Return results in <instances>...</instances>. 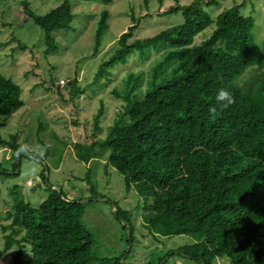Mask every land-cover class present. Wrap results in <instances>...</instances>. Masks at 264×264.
I'll return each instance as SVG.
<instances>
[{
    "label": "trees",
    "instance_id": "16d2710c",
    "mask_svg": "<svg viewBox=\"0 0 264 264\" xmlns=\"http://www.w3.org/2000/svg\"><path fill=\"white\" fill-rule=\"evenodd\" d=\"M85 1L109 6L116 0ZM217 1L171 6L165 14L181 12L177 25L132 42L137 19L131 15L133 24L118 39L112 57L99 67L95 82L137 52L162 46L163 58L153 68L144 93L142 75H131L122 95L114 91L126 106L105 139L74 145L80 162L89 164L107 155L127 190L133 188L144 200L152 199L143 216L152 239H193L148 264H167L172 255L197 264L224 258L230 264H264V52L254 39L255 19L241 14L242 5L217 13L212 9ZM149 2L144 0L146 6ZM157 2L162 5L164 0ZM22 5L44 34L45 54L56 53L59 45L53 33L70 29L75 18L70 0H62L45 15L33 11L28 1ZM109 18V12L103 11L97 20L96 53ZM200 35L205 39L196 43ZM248 71L254 72L253 79L243 85ZM2 73L0 125L24 104L20 85ZM77 83L76 78L70 81L71 100L84 94ZM221 88L233 97L226 108L215 99ZM212 107L215 113L209 112ZM103 115L101 104L94 118L95 133L101 132ZM17 140L18 135L9 140L0 136V148L13 152V173L22 156L38 158ZM1 175L11 174L0 165ZM91 190L89 201L105 198ZM10 193L13 204L7 217L12 222L1 226L3 232H10L4 236L0 258H8L13 250V264H121L123 257H98L93 250V235L82 223L84 201H71L52 190L32 206L16 187ZM113 205L116 218L130 224L131 214Z\"/></svg>",
    "mask_w": 264,
    "mask_h": 264
},
{
    "label": "rangeland",
    "instance_id": "374dc122",
    "mask_svg": "<svg viewBox=\"0 0 264 264\" xmlns=\"http://www.w3.org/2000/svg\"><path fill=\"white\" fill-rule=\"evenodd\" d=\"M23 1H28L38 15H45L62 3V0H0V71L20 85L24 100L20 109L3 119L0 136L9 140L11 135H18L22 149L38 155L36 159L22 156L20 167L13 173L12 150L0 148V165L11 174L0 176V252L4 236L10 232H3L1 226L12 222L7 215L13 204L10 190L15 187L32 206L39 205L52 190L62 192L71 201H84L82 223L93 235V250L98 257H123L121 264H148L170 250L192 243L190 236L152 239L143 218L152 199L144 200L133 188L127 190L124 177L108 164L107 155L85 164L77 159L74 145L105 139L108 128L126 106L114 91L122 95L129 77L142 75L144 93L153 68L163 58L162 46L137 52L127 63L115 65L107 76L95 82L99 67L112 57L118 39L133 24L131 15L137 19V28L130 42L152 38L181 21V12L165 14L168 8L186 6L194 0H164L162 5L150 0L147 6L144 0H116L109 6L70 0L74 21L70 29L53 33L59 49L51 55L45 54L44 34L25 14ZM236 5H242V15L255 19L254 39L264 52V0H218L212 9L219 13ZM103 11H108L110 18L96 53L95 30ZM203 39L204 35H200L195 42ZM253 71L260 73L258 68ZM254 72L248 71L241 84L250 81ZM75 78L84 94L71 100L70 81ZM101 104L104 107L101 132L95 133L94 118ZM92 188L105 198L89 201ZM113 203L131 214L130 224L116 218ZM6 256L0 258V264H13V250ZM167 264L197 263L172 255ZM213 264L230 261L218 259Z\"/></svg>",
    "mask_w": 264,
    "mask_h": 264
},
{
    "label": "clouds",
    "instance_id": "9594fccd",
    "mask_svg": "<svg viewBox=\"0 0 264 264\" xmlns=\"http://www.w3.org/2000/svg\"><path fill=\"white\" fill-rule=\"evenodd\" d=\"M215 99L221 108H226L233 103V97L231 93L225 88H221L218 90ZM215 111V107L209 109L210 113H215Z\"/></svg>",
    "mask_w": 264,
    "mask_h": 264
}]
</instances>
